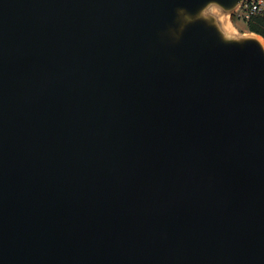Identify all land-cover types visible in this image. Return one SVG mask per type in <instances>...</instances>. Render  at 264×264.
Here are the masks:
<instances>
[{
  "label": "water",
  "instance_id": "95a60500",
  "mask_svg": "<svg viewBox=\"0 0 264 264\" xmlns=\"http://www.w3.org/2000/svg\"><path fill=\"white\" fill-rule=\"evenodd\" d=\"M246 1L0 0V264H264Z\"/></svg>",
  "mask_w": 264,
  "mask_h": 264
},
{
  "label": "trees",
  "instance_id": "16d2710c",
  "mask_svg": "<svg viewBox=\"0 0 264 264\" xmlns=\"http://www.w3.org/2000/svg\"><path fill=\"white\" fill-rule=\"evenodd\" d=\"M233 19L243 30L253 31L264 36V13L255 15L250 20H244L246 27L242 26L240 22V12L233 15Z\"/></svg>",
  "mask_w": 264,
  "mask_h": 264
},
{
  "label": "built area",
  "instance_id": "2783aa9c",
  "mask_svg": "<svg viewBox=\"0 0 264 264\" xmlns=\"http://www.w3.org/2000/svg\"><path fill=\"white\" fill-rule=\"evenodd\" d=\"M264 13V0H248L240 9V17L250 20L253 16Z\"/></svg>",
  "mask_w": 264,
  "mask_h": 264
},
{
  "label": "rangeland",
  "instance_id": "374dc122",
  "mask_svg": "<svg viewBox=\"0 0 264 264\" xmlns=\"http://www.w3.org/2000/svg\"><path fill=\"white\" fill-rule=\"evenodd\" d=\"M240 22H241L242 26L246 27V25H245L246 22H244L243 18L240 19ZM245 29H246V28H245Z\"/></svg>",
  "mask_w": 264,
  "mask_h": 264
},
{
  "label": "bare ground",
  "instance_id": "6f19581e",
  "mask_svg": "<svg viewBox=\"0 0 264 264\" xmlns=\"http://www.w3.org/2000/svg\"><path fill=\"white\" fill-rule=\"evenodd\" d=\"M226 28L229 29L230 31H233V27L231 25H229V24H228V26Z\"/></svg>",
  "mask_w": 264,
  "mask_h": 264
}]
</instances>
